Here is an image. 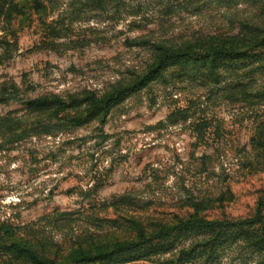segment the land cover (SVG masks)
I'll return each mask as SVG.
<instances>
[{"label":"rangeland","instance_id":"rangeland-1","mask_svg":"<svg viewBox=\"0 0 264 264\" xmlns=\"http://www.w3.org/2000/svg\"><path fill=\"white\" fill-rule=\"evenodd\" d=\"M8 3L12 20L0 10V95L9 96L0 102V223L9 231L61 257L133 238V220L151 232L193 214L264 212L263 50L220 61L216 78L199 60L170 66L104 118L85 105L51 117L10 99L14 88L26 99L103 95L147 71L151 43L180 47L237 33L244 20L259 25L264 0ZM215 236L197 228L160 238L159 255L121 264H264L247 242ZM9 260L0 247V264H22Z\"/></svg>","mask_w":264,"mask_h":264},{"label":"trees","instance_id":"trees-1","mask_svg":"<svg viewBox=\"0 0 264 264\" xmlns=\"http://www.w3.org/2000/svg\"><path fill=\"white\" fill-rule=\"evenodd\" d=\"M7 3L8 0H3L0 5L3 9L0 10L5 18L12 20L14 11L10 8L11 4ZM247 21H243V29L237 33L229 35L210 34L203 40L198 38L195 42H186L180 47L151 43L155 56L147 71L139 74L136 78L119 82L103 95H98L93 91H84L69 94L66 97L53 94L26 99L20 97L18 90L14 88L11 91L13 96L10 99L19 100L35 111L49 112L51 117H57L62 112L73 108L78 109L85 105V108L91 110V114L104 118L114 104L122 101L134 90L148 84L151 78L170 66H186L184 62L199 60L202 62V67L216 78L219 75L217 67L220 61H232L234 58L248 57L247 55H252L251 53L256 50L264 51V22L258 25ZM8 99L9 96L0 95V102L8 101ZM262 205L264 204L261 203V208ZM198 208L199 204L195 203V211ZM132 223L136 235L131 239H116L107 244L80 245L61 257L47 255L40 251L32 241L16 236L15 233L9 231V225L0 223V247L12 263L121 264L125 261L149 260L163 252V245L166 242L162 244L160 238L201 228L209 234L216 235V239L227 232L230 237L240 239L241 242H247L253 246L256 251H259V255L264 254L263 211H258L254 216L239 220H212L193 214L188 219H182L178 223L166 224L151 232L138 220H133ZM161 264L171 263L165 261Z\"/></svg>","mask_w":264,"mask_h":264}]
</instances>
